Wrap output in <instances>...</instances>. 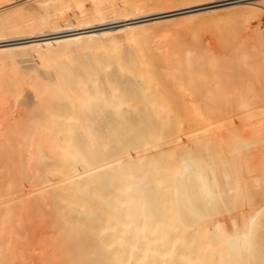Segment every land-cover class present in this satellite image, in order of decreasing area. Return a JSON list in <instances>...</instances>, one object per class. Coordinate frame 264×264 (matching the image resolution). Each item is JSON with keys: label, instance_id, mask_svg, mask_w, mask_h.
Wrapping results in <instances>:
<instances>
[{"label": "bare ground", "instance_id": "1", "mask_svg": "<svg viewBox=\"0 0 264 264\" xmlns=\"http://www.w3.org/2000/svg\"><path fill=\"white\" fill-rule=\"evenodd\" d=\"M203 1L0 0V44L107 27L0 47V264H264V0L116 26Z\"/></svg>", "mask_w": 264, "mask_h": 264}, {"label": "rangeland", "instance_id": "2", "mask_svg": "<svg viewBox=\"0 0 264 264\" xmlns=\"http://www.w3.org/2000/svg\"><path fill=\"white\" fill-rule=\"evenodd\" d=\"M234 2L235 1L224 2L221 0H216V2H210V0H204L203 2H200L197 4L192 3V4L186 5L189 7L186 8L185 10H182V11H174V12L162 13V14H160L161 12L158 11L155 13H150L148 15L141 16L139 18L131 19V20L126 21V22H122L120 24H117L116 26L121 27V26H126V25H140V24L147 23L148 21H152L154 19H160V18L173 19V18H177L180 16H185L186 14H190V13H198L199 11L202 12V11H208V10L209 11L210 10H216V8L219 7L220 5H223L225 3H234ZM105 28H107V27L106 26L105 27L104 26H96V27L93 26L92 28L86 27V28L82 29L81 31H75L74 29L64 30L61 32L58 31L55 33H51V35L48 34L50 36H46V37H43V35H36V36H33V38H20V39L10 40V41H7L3 44H0V47L1 46H7L8 47V46L22 45V44H27V43H30L33 41H39L42 39H50V38H56V37H61V36H67V35H75V34H79V33L84 34V33H89V32H93V31H99V30H102ZM242 28H243V21L240 19H237V18L231 20V22H226L225 20H223L221 22L207 20L200 27L197 26L194 28L181 30L182 32L179 31L180 34L178 36V40L183 41V42L188 41V40H191L192 37L199 35V33H203L205 36L210 37L212 42H217V39H218V37H220L221 34H225V36H226L227 33L231 34L234 31L241 30ZM151 42L154 43V39L151 40ZM143 43H144V38L140 37L138 39L137 45H139V47H141V45ZM43 209L36 210L32 214V219L29 220L30 223L39 221V218H34V216L37 215V213L39 211L40 212L42 211V213L45 212V210H43ZM30 214H31V211L28 210L29 217L31 216ZM18 217L21 218V214ZM42 219H43V221L44 220L46 221L45 217ZM34 254H39V252L35 251ZM46 263H48V262H46ZM42 264H45V262L44 263L42 262Z\"/></svg>", "mask_w": 264, "mask_h": 264}]
</instances>
